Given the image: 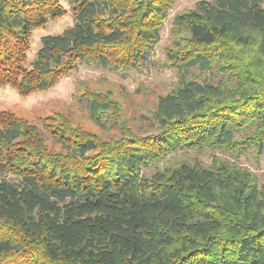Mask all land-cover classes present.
Masks as SVG:
<instances>
[{
  "label": "trees",
  "instance_id": "obj_1",
  "mask_svg": "<svg viewBox=\"0 0 264 264\" xmlns=\"http://www.w3.org/2000/svg\"><path fill=\"white\" fill-rule=\"evenodd\" d=\"M68 1L74 24L44 35L29 61L34 30L67 10L0 0V88L48 91L84 59L138 68L176 0ZM175 26L173 65L217 69L228 83L184 74L158 99L156 133L105 143L62 122L53 153L36 126L0 114V264L33 251L45 264H264V183L250 171L213 154L145 172L184 148L264 151V2L201 0ZM90 102L93 116L108 109Z\"/></svg>",
  "mask_w": 264,
  "mask_h": 264
},
{
  "label": "rangeland",
  "instance_id": "obj_2",
  "mask_svg": "<svg viewBox=\"0 0 264 264\" xmlns=\"http://www.w3.org/2000/svg\"><path fill=\"white\" fill-rule=\"evenodd\" d=\"M199 1L201 0L175 1L168 15L160 22V41L154 45L145 63L138 68L115 69L112 65L105 66L84 59L78 62L75 70L48 91L22 97L14 88L1 87L0 114L9 111L17 118L36 126L37 134L44 135V146L53 153L62 150V145L52 135V131L62 122H66L77 133H87L105 143L126 137L128 133L137 136L156 133L158 126L154 113L158 99L177 88L184 74L200 82L228 83L226 75L217 69L209 71L197 66L184 71L172 63L171 52L177 47L179 38L175 31V17L194 9ZM60 2L67 13L34 30L31 49L27 53L29 61L35 58L44 35L60 34L74 24L70 2ZM92 98L106 103L108 109L93 116L90 110ZM246 134L247 132H241L239 135ZM213 154L250 171L260 184L264 183V151L259 152L255 146L249 147L240 156L225 150L212 152L209 149L196 151L184 148L169 153L161 161L145 169V172L153 173L183 162L210 164ZM7 259V264H45L44 258L37 251L17 254Z\"/></svg>",
  "mask_w": 264,
  "mask_h": 264
}]
</instances>
